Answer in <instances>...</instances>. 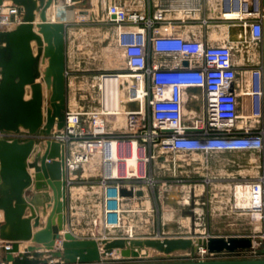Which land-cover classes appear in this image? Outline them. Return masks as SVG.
<instances>
[{
  "label": "built area",
  "instance_id": "obj_1",
  "mask_svg": "<svg viewBox=\"0 0 264 264\" xmlns=\"http://www.w3.org/2000/svg\"><path fill=\"white\" fill-rule=\"evenodd\" d=\"M234 1L240 11H245V16L237 14L234 17L240 24L245 42L259 48L264 7L259 5L256 11H252V6L246 2ZM223 16L227 17L226 14ZM105 19L114 27L115 46L128 72L116 75L131 80L125 86V102L133 103L137 91L141 92L138 98L140 106L124 114L125 134L117 132L110 135L105 131L100 116L107 115L76 108L66 109L61 131L53 129L49 135L40 130L35 134L22 129L17 133L0 131V140L25 142L33 139L35 144L31 157L43 152L46 141L64 145L67 187L76 189L89 184L85 178H78L77 173L91 162L93 154H97L102 165L99 175L101 224L106 230L115 231L125 221L124 200L142 199L146 190L153 191L160 183L151 174L149 165L159 158L166 161L164 156L167 153L199 155L204 161V169H207L208 157L214 153L249 152L262 160L263 77L259 61L243 76H238L233 48L229 44L212 45L173 34L167 28L169 23L162 10L146 16L140 10L113 2L105 6ZM55 21L62 22L65 28L70 24L66 13ZM21 22L20 7L8 1L0 5V31L10 30ZM163 26L167 29L161 30ZM149 52L171 62L149 65ZM184 61L187 62L186 67L182 65ZM189 88L200 90L202 95L197 108L186 111L184 91ZM98 117L102 123L96 122ZM112 156L113 165L107 174L105 163ZM130 159L132 164L127 168ZM160 163V167H163L164 162ZM120 168L126 175H118ZM175 168L176 163L173 161L171 172L176 183L187 182L177 179L179 176ZM203 181L209 183V179ZM163 184L164 181L161 182ZM120 188L141 190L143 196L121 197ZM234 189L235 195L237 189H248L250 202H256L257 206L245 208L259 214L256 229H263L262 173L250 181L235 183ZM2 223L3 213L0 211V225ZM131 235L126 232L125 237H135L133 232ZM10 248V242L0 239V257ZM198 253L217 256L207 253L203 248H199ZM243 254L254 253L236 256ZM117 257L113 260L123 262ZM0 264L8 263L0 258Z\"/></svg>",
  "mask_w": 264,
  "mask_h": 264
},
{
  "label": "water",
  "instance_id": "obj_2",
  "mask_svg": "<svg viewBox=\"0 0 264 264\" xmlns=\"http://www.w3.org/2000/svg\"><path fill=\"white\" fill-rule=\"evenodd\" d=\"M5 1L22 9V22L0 31V131L22 129L35 134L40 130L46 135L53 129L61 131L67 108L65 25L47 20L46 12L54 0H0V5ZM259 5L264 7V0H253L252 11ZM262 26L264 106V20ZM182 65L186 67L187 62ZM34 144L33 139L0 140V239L11 243L4 253L6 263L48 264L49 260L39 259L42 249L62 264H104L102 258L114 253L118 260L132 262L124 264H264V219L261 236H75L67 228L66 148L46 141L43 152L32 158ZM262 175L264 189V143ZM119 194L124 198L143 196L141 190L126 188H120ZM27 209L29 216L25 217ZM40 216L45 218L44 224L32 232V227L39 226ZM25 242L30 244L20 251V243ZM199 248L213 255L259 253L263 258L194 260ZM188 254L190 261H164Z\"/></svg>",
  "mask_w": 264,
  "mask_h": 264
},
{
  "label": "rangeland",
  "instance_id": "obj_3",
  "mask_svg": "<svg viewBox=\"0 0 264 264\" xmlns=\"http://www.w3.org/2000/svg\"><path fill=\"white\" fill-rule=\"evenodd\" d=\"M63 3V2H62ZM99 0H72L68 5H60L56 4L54 7L56 9V13L59 15L60 13H66L67 17L70 18V24L67 26V40H66V59L68 61V65L70 66V70L76 72V77L73 79V82H70V91L76 90L78 91V96L74 100V108H81L87 112H95L101 108L100 101V90L99 84L100 79L103 75H112V74H127V69L125 67L123 58L121 57L120 52L113 45V41L111 39V32L114 30V27L110 25L99 26L96 24V20L101 17L102 11L100 8ZM60 12V13H59ZM75 13V14H74ZM84 15L86 19H82L78 17V15ZM98 14V18H97ZM61 15V14H60ZM72 16V17H71ZM56 20L58 18L55 17ZM242 39V37H241ZM241 41H237L233 43L234 48V56L237 59L240 55V50L244 48L245 54L248 57V64L251 68L255 67L257 64V58L255 54V50L250 45L245 44L246 47L240 44ZM243 46V47H242ZM71 77V76H70ZM100 77V78H99ZM130 81V80H129ZM128 81H124L120 83V90L122 91V105H125L126 109L129 111L136 110L138 105L136 103H127L125 102V86ZM131 83V82H130ZM125 85V86H124ZM124 116V115H123ZM124 119H116L114 116H100L103 120L105 131L108 134L115 133H123L125 134L124 129ZM114 117V118H112ZM121 117V116H120ZM92 119V117H89ZM112 118V119H111ZM147 118V116H146ZM88 121V120H87ZM91 121V120H90ZM121 122V124H119ZM124 124V125H123ZM117 126V127H114ZM164 156L166 161L164 165V169L160 168L161 163L158 161H152L150 163L151 172L156 176L155 179L159 180L160 183L154 188L153 191L149 192L151 204L150 215L142 213H133V216H130L125 221L124 229L122 231H126L131 228L133 234L143 237H155L157 234L164 233L166 236L171 237H188V236H196L197 233L207 228L210 232H225V233H237V232H245L237 227L225 226L223 222H219L214 226L207 227L200 225L198 220L192 223V220L189 216H180V213H183L182 207L185 208L189 206L190 198L186 196L189 194V186L196 184L195 180H205L209 179V185H205L203 198L205 196L214 197L212 193L225 192L224 202L228 206H226L227 210H223V212H229L231 216H236V214H241L238 218H244L246 222H248L249 227L246 229L248 232L250 229L256 230V221L253 218V214L256 211L252 209H241L237 204V198L235 195V183L230 185V188L223 187L226 179H233L237 174V170L231 166L229 171H221V170H198L195 167H199L195 164V161L198 159L199 155L194 154H171L167 153ZM215 156L214 160L216 161V166H219L221 162H244L245 170L243 173H248L250 167L248 163L257 160V156L254 153L249 152H233V153H214L211 154ZM218 156V157H217ZM173 161L176 163H180L182 165V176L181 178L184 182L185 188L182 190V195L185 197L180 198V192L175 190L174 197L176 194L175 201H167L166 198L162 197V192L165 189H161V182L164 181V178H167V181H174L175 177L172 176L171 171H166V169L171 170L173 167ZM234 166V165H233ZM201 167V166H200ZM233 168V169H232ZM102 165L99 163V158L97 154H93L91 157V162L87 165V181L91 184H88V189H84V186H80L74 194H68L67 198L71 200L74 198L75 201L72 203L68 209V215H70V223L72 229L78 233L80 237L86 238H100L102 236H107L108 234H112L113 231L106 230L101 224V209H100V191L97 186H95L94 182L98 180V176L101 173ZM180 177H177L179 180ZM171 183V182H170ZM223 183V184H222ZM202 184H204L202 182ZM91 187L89 188V186ZM168 190V188H166ZM163 190V191H162ZM208 194H207V193ZM172 199V198H171ZM220 200L221 198H215V200ZM170 200V198H168ZM173 200V199H172ZM167 201V202H166ZM186 201L187 203H184ZM142 202V201H141ZM137 205L134 210H144L145 205ZM178 202H181L180 204ZM189 202V203H188ZM228 202V203H227ZM146 204V203H143ZM184 204V205H181ZM176 206V207H175ZM214 206H218L217 203H207L205 206H198V208H203L202 212V220L200 222L209 223L210 215H214V213H218V211H213L212 208ZM225 205H222L224 207ZM239 208V209H238ZM150 210V209H149ZM199 212V211H198ZM185 214V213H184ZM183 215V214H182ZM178 218V220L175 218ZM244 216V217H243ZM167 218L174 222L175 225H163V222L167 220ZM196 218L197 215H196ZM241 221H243L241 219ZM242 222H239L241 224ZM242 225V224H241ZM122 228V227H121ZM239 230V231H238ZM258 230V229H257ZM262 229H259L260 236L262 235ZM116 231V230H115ZM122 233V232H119ZM124 233V232H123ZM117 234V233H116ZM117 236V235H116ZM258 236V235H257ZM229 256L225 255H217L214 257H210L208 255L196 254L194 260L207 258V259H227ZM232 259H258L263 258L259 253L254 254H243L240 256H231ZM114 258L105 260L104 262H118L113 260ZM190 256L188 255H175L169 257L164 261H190ZM153 260V259H150Z\"/></svg>",
  "mask_w": 264,
  "mask_h": 264
},
{
  "label": "crops",
  "instance_id": "obj_4",
  "mask_svg": "<svg viewBox=\"0 0 264 264\" xmlns=\"http://www.w3.org/2000/svg\"><path fill=\"white\" fill-rule=\"evenodd\" d=\"M241 2H246L248 4V6H252L253 0H240ZM62 2H64L65 5L67 2H72V0H54L53 5L56 6V4H60V5H64ZM99 4H100V8L102 11L101 17L98 16L97 14V18L99 20H96V24L99 26H104L107 25L108 23L105 21V6L109 3H117L119 5H123L127 8H131L134 10H140L143 13L146 14V16H151L155 11L157 10H162L164 12V15L166 17V21L167 23H169V25L167 26V28L169 29V31H171L173 34L175 35H179L182 36L184 38L190 39V40H201L204 41L207 44H212V45H216V44H229L232 48H233V43L237 42V41H241L240 44L243 45L244 47H246L245 44H247L248 42L244 40V36H243V31L240 27V24L237 20H235L234 17H224V14H230L232 12H236V14H239L240 16H245V11L239 9V6L234 0H99ZM75 14V13H74ZM78 15V14H76ZM78 17L80 18H84V15H78ZM110 25V24H108ZM166 26H163L161 28V30H164ZM165 28V29H167ZM239 35V36H238ZM242 37V39H241ZM65 38L67 40V29H66V33H65ZM111 39H112V43L115 46V31L113 30L111 32ZM248 45H250L251 47L254 48L255 50V54H256V58H257V62H260L261 65V57H260V47H255L251 44L248 43ZM242 46V47H243ZM116 47V46H115ZM117 49V48H116ZM240 55L239 58L237 57V59L234 56V48H233V59H234V63L236 65V70H237V74L239 75H244L250 68L251 66L248 64V57L245 54L244 48H242V50H240ZM67 57V56H66ZM165 60V61H164ZM162 62H171L169 61V59H165L162 58L161 56H158L156 54H153L152 52H149V57H148V64L152 65V64H162ZM185 62V61H184ZM183 63V62H182ZM66 99H67V108L66 109H76L74 108V100L76 99V97L78 96V91L76 90H72L70 91V82H73L72 80L75 79L76 77V72H73L72 70H70V66L68 65V61L66 59ZM71 76V77H70ZM185 93V109L186 111L192 109V108H197V106L200 103V98H201V91L198 89H194V88H189L186 89L184 91ZM228 153H233V152H228ZM223 154V153H222ZM257 156V160H254L250 163H248L250 170L248 171V173H243V171L245 170L246 167H244V162L243 163H239V162H221L219 164V166H216V161L214 160V158H216L213 155H210L208 157L207 160V169L208 170H221V171H229L231 169V166L237 170V174L236 176H234L233 179H226L224 182L223 187H229L231 184L237 183V182H247L250 181L252 179H255L259 174L262 173V160ZM218 157V156H217ZM33 158V157H32ZM32 158H30V160H32ZM159 163L160 162H167L162 160L161 158H159L158 160ZM176 163V162H175ZM195 164L198 165L199 167H195V169L198 170H202L203 166H204V161L202 159L201 156H198V159L195 161ZM202 165V166H201ZM234 165V166H233ZM201 166V167H200ZM87 166H83L82 169L79 170V172L77 173L78 178L82 179L85 178L87 179L88 175H87V170H86ZM161 169H164V165L163 167H160ZM182 165L180 163H176V174L180 177V175L182 174ZM232 168V169H233ZM166 171H172V169L170 170L169 167L168 169H166ZM29 174L32 175L33 174V170H28ZM151 172V170H150ZM151 174L156 177L153 172H151ZM180 178H183L182 176ZM167 178H164V182L165 184L161 185V189H165V191L162 192V197L166 198L167 201H175L174 203H176L178 200L176 199V194L174 197V192H176L177 190L180 192V198H184L185 195H182V189L185 188L184 184H177L176 181H167ZM99 181H100V177L98 176V180H96L94 182L95 186H97V188H99ZM171 182V183H170ZM196 184L190 185L189 188V194L186 196L190 198V203L189 206L185 205V208L182 207L183 213H180V216L182 218V216L186 215L189 216L190 219L192 220V223L194 224L195 220H198L199 223H197L198 226L203 225V226H207V227H211L214 226L215 224H218L219 222H223L225 223V226H230L232 228L237 227L240 228L242 230H245V232H237V233H225V232H210L209 230H207V228H204L202 230H200L196 236H215V237H230V236H260V232L256 229L255 231L250 229L248 232H246V229L249 227L248 222H246V220L244 218H241L243 221H241L240 218L238 217H242L240 216L241 214H236L237 217L235 216H231L229 214V212H223V210H227L226 206H228L227 204H225L224 202V196H225V192H218L217 193H212V195L214 197H208L205 196V199L203 198V193L205 192L204 189L207 185L204 183L203 180L197 179L195 180ZM202 182L204 184H202ZM210 182V181H209ZM89 184H91L89 182ZM206 185V186H205ZM91 187V185L89 186V188ZM168 188V190L166 189ZM84 189H88V185L84 187ZM176 190V191H175ZM77 191L76 188H72V187H67V193L68 194H74V192ZM100 191V189H99ZM149 192H151L150 190H146L145 192V196L142 199H136V198H129L124 200L123 202V208L125 210V221L127 220L128 217L133 216V213H144L150 215L151 211V206L150 208H147L146 202H151L150 198H149ZM207 193V192H206ZM208 194V193H207ZM221 198L220 200H215V198ZM168 198H170V200H168ZM173 200H172V199ZM75 199L71 198V200H69V198H67V228L77 237L79 238H86V237H80L78 235V233H76V231L74 229H72V225L70 223V215H68V209L70 207V205L72 203H74ZM142 201V202H141ZM166 201V202H167ZM139 202H141V205H145V209L144 210H134L137 205L139 204ZM179 204L181 202H178ZM184 203H187L186 201H184ZM207 203H217L218 206H214L212 208L213 211H218V213H214V215H210L209 218V223H203L200 222V220H202V212H203V208H198V206H205ZM228 203V202H227ZM151 205V204H150ZM184 205V204H181ZM222 205H225L224 207H222ZM176 207V206H175ZM150 209V210H149ZM199 211V212H198ZM185 213V214H184ZM183 214V215H182ZM196 215L198 218H196ZM29 216V210H26L25 213V217ZM177 216H175L176 218ZM244 217V216H243ZM178 220V218H176ZM44 220L45 218L40 216V224L38 227L33 228L32 227V232H35L37 230H39L40 228H42L43 224H44ZM125 221L124 224L122 225V228L113 231L112 234L115 235H111L113 237H125L126 236V231H122V229H124V225H125ZM173 220H170V218L166 220V222H163L164 227L165 226H172L175 225V220L174 222H171ZM239 222H242L241 224H239ZM33 224V221H32ZM239 231V230H238ZM122 232V233H119ZM124 232V233H123ZM258 232V233H257ZM117 233V234H116ZM117 235V236H116ZM107 236H110L109 234ZM156 236H162V237H168L166 236L164 233L162 234H157ZM155 236V237H156ZM171 237V236H169ZM188 237H191L188 236ZM136 238H141L139 236H136ZM30 243L29 242H25V243H20L19 245V250L22 251L26 246H28ZM41 256L39 257V259L41 260H49L48 264H62L61 261L57 260V259H52L47 255L46 251L44 250H40ZM142 254H144V252L142 251ZM116 257V254H112L109 256H106L105 258H102L103 261L111 259ZM1 260H4V255H2ZM124 263H132V262H104V264H124Z\"/></svg>",
  "mask_w": 264,
  "mask_h": 264
},
{
  "label": "bare ground",
  "instance_id": "obj_5",
  "mask_svg": "<svg viewBox=\"0 0 264 264\" xmlns=\"http://www.w3.org/2000/svg\"><path fill=\"white\" fill-rule=\"evenodd\" d=\"M69 3L70 2H67L66 4H69ZM54 7L55 6L52 5L46 12V17H47V20H49V21H55L56 20L55 17L60 16V14L61 15L63 14V13L59 12L60 14L58 15L56 13V9ZM226 16L227 17H235V16H237V14H236V12H232L230 14H226ZM38 21H39L38 18H36V22H38ZM125 80L129 81V80L125 79V76H122V75L121 76L104 75V77H101L100 84L98 86L99 90H100L101 108L96 113L101 114V115H109V116L115 115L117 117L116 119H119V120L124 119V118H122V116L124 114H128L130 112L128 109H126L125 105H122L123 101L121 98L122 91L120 90V83L124 82ZM135 95H137V97L132 102L136 103L138 106H140V102H139L138 98H140L141 92L137 91V93ZM112 118H114V117H112ZM96 122L102 123L99 117L97 118ZM119 124H121V122ZM114 127H117V126H114ZM113 161H114V157L112 156V157H109L107 159V162L105 163V168H106L107 174L110 173L109 168L111 165H113ZM130 164H132L131 159L127 162V168L130 166ZM118 175H120V176L126 175V172H124V170H122L120 168V169H118ZM247 190L248 189H246V191L237 189V191H236V198L238 201L237 205L240 207H244V208L245 207L255 208L257 206V203L255 202L252 204L250 202V196H249V193ZM146 205L148 208H150L149 202H146ZM259 217H260L259 214L257 212H254L253 218L256 221V227L258 226ZM127 232H128V234L131 235L132 234L131 228H129L127 230ZM254 247H257L256 243H254Z\"/></svg>",
  "mask_w": 264,
  "mask_h": 264
}]
</instances>
